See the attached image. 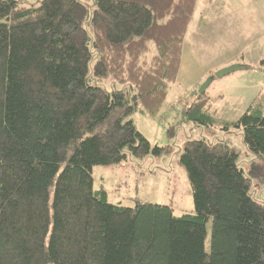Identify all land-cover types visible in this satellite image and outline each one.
Instances as JSON below:
<instances>
[{
    "label": "trees",
    "instance_id": "trees-1",
    "mask_svg": "<svg viewBox=\"0 0 264 264\" xmlns=\"http://www.w3.org/2000/svg\"><path fill=\"white\" fill-rule=\"evenodd\" d=\"M194 6L0 0V264H264V197L252 190L264 184L263 96L226 124L241 129L249 170L220 141L183 146L193 213L115 204L92 187L94 165L163 152L131 116L159 111ZM205 96L186 120L213 123Z\"/></svg>",
    "mask_w": 264,
    "mask_h": 264
},
{
    "label": "rangeland",
    "instance_id": "rangeland-1",
    "mask_svg": "<svg viewBox=\"0 0 264 264\" xmlns=\"http://www.w3.org/2000/svg\"><path fill=\"white\" fill-rule=\"evenodd\" d=\"M80 1L87 4L92 0ZM192 12L178 73L159 111L152 115L138 105L131 116L136 128L163 152L92 168V187L103 188L112 203L129 207L145 201L167 205L174 215L193 213L191 185L178 161L187 141H220L238 153V165L245 170L253 162L242 142L241 129L226 124L238 119L256 96L264 97V0H195ZM148 47L147 59L155 50L150 43ZM237 63L248 69L215 78L205 90L203 102L213 123L204 126L186 120L182 111L193 102L203 81ZM111 82V78L101 79L97 84L109 88ZM259 185L253 182V195L262 199L264 184ZM206 227L208 249L210 218Z\"/></svg>",
    "mask_w": 264,
    "mask_h": 264
},
{
    "label": "water",
    "instance_id": "water-1",
    "mask_svg": "<svg viewBox=\"0 0 264 264\" xmlns=\"http://www.w3.org/2000/svg\"><path fill=\"white\" fill-rule=\"evenodd\" d=\"M244 69H248V67L237 63V64L226 66L223 69L217 70L216 72H214L212 76L207 77L203 81V83L198 88L197 92L199 93V95H203L207 87L214 81L215 78H221L228 74L237 72V70H244Z\"/></svg>",
    "mask_w": 264,
    "mask_h": 264
}]
</instances>
